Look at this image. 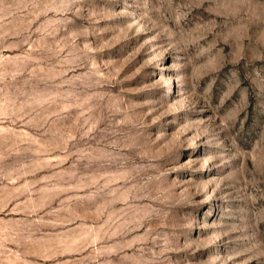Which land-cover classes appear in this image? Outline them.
I'll return each mask as SVG.
<instances>
[{"label": "rangeland", "instance_id": "rangeland-1", "mask_svg": "<svg viewBox=\"0 0 264 264\" xmlns=\"http://www.w3.org/2000/svg\"><path fill=\"white\" fill-rule=\"evenodd\" d=\"M0 264H264V0H0Z\"/></svg>", "mask_w": 264, "mask_h": 264}]
</instances>
